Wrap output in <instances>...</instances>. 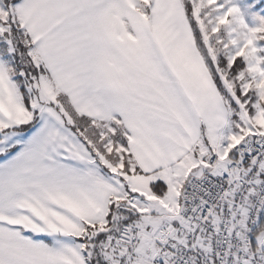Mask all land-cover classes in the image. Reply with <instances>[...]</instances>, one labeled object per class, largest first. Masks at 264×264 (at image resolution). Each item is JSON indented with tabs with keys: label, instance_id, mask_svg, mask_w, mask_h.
<instances>
[{
	"label": "snow or ice",
	"instance_id": "snow-or-ice-1",
	"mask_svg": "<svg viewBox=\"0 0 264 264\" xmlns=\"http://www.w3.org/2000/svg\"><path fill=\"white\" fill-rule=\"evenodd\" d=\"M0 264H264V0H0Z\"/></svg>",
	"mask_w": 264,
	"mask_h": 264
}]
</instances>
